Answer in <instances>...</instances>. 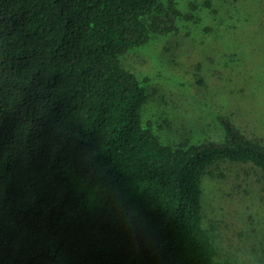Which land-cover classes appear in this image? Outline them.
<instances>
[{"label": "trees", "instance_id": "trees-1", "mask_svg": "<svg viewBox=\"0 0 264 264\" xmlns=\"http://www.w3.org/2000/svg\"><path fill=\"white\" fill-rule=\"evenodd\" d=\"M194 8L0 0V264H214L203 178L223 160L264 172V143L222 114L220 139L164 142L148 77L121 64Z\"/></svg>", "mask_w": 264, "mask_h": 264}, {"label": "rangeland", "instance_id": "rangeland-1", "mask_svg": "<svg viewBox=\"0 0 264 264\" xmlns=\"http://www.w3.org/2000/svg\"><path fill=\"white\" fill-rule=\"evenodd\" d=\"M176 2L183 12L194 2L198 19L179 20L176 31L121 57L123 67L148 77L144 117L169 144L220 139L219 114L264 143V0ZM203 188L213 263L264 264V172L218 161Z\"/></svg>", "mask_w": 264, "mask_h": 264}]
</instances>
